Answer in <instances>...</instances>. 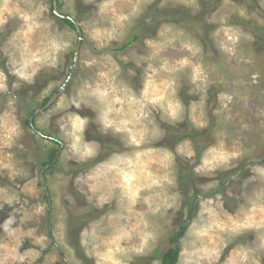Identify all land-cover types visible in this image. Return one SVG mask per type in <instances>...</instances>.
I'll use <instances>...</instances> for the list:
<instances>
[{"label": "rangeland", "instance_id": "1", "mask_svg": "<svg viewBox=\"0 0 264 264\" xmlns=\"http://www.w3.org/2000/svg\"><path fill=\"white\" fill-rule=\"evenodd\" d=\"M57 2L0 0V264H264V0Z\"/></svg>", "mask_w": 264, "mask_h": 264}, {"label": "trees", "instance_id": "2", "mask_svg": "<svg viewBox=\"0 0 264 264\" xmlns=\"http://www.w3.org/2000/svg\"><path fill=\"white\" fill-rule=\"evenodd\" d=\"M202 14V13H201ZM164 17H167L168 19H171L172 22H175L179 25H183L184 27L186 26L187 28H190L191 30L194 29V24L195 23H192L194 20H196L198 17L196 18H189V17H186V16H181V15H175V14H170V13H166L164 14ZM63 20L69 25L71 26L72 28H76L77 30V27L73 21L72 18L66 16L63 18ZM201 25V23L199 24V26ZM202 28V26H200ZM204 28L209 31L208 27L206 25H204ZM195 32H198L196 33L198 36V38H200V40L206 44V39L207 37L209 36L207 32L206 33V36L204 37L203 36V32H201L200 29H194ZM141 36L140 33H137L134 37V39L130 40L129 42H127V44L125 45L126 47L131 43L133 42L135 39H139ZM49 100V99H48ZM47 100V101H48ZM57 150H54L52 151L51 153V159L54 160L56 158V155H57ZM51 160V161H52ZM91 163V162H89ZM185 228L186 226L183 225L180 227V229L175 233V235L173 237H171V241L176 245L175 247H171L168 251H166L164 254H160V258H161V263L162 264H176L177 262V258H178V255H179V245H178V239L182 236L183 232L185 231Z\"/></svg>", "mask_w": 264, "mask_h": 264}, {"label": "water", "instance_id": "3", "mask_svg": "<svg viewBox=\"0 0 264 264\" xmlns=\"http://www.w3.org/2000/svg\"><path fill=\"white\" fill-rule=\"evenodd\" d=\"M54 13H55V15H59V12H58V2H57V0H54ZM77 31H78V33H79V35L81 37L82 33H81L80 28L77 27ZM78 60H79V49H77L75 51V55H74V64L75 65L78 64ZM57 97H58V94L57 93L54 94L53 97L48 101L46 107H48L51 104H53L57 100Z\"/></svg>", "mask_w": 264, "mask_h": 264}]
</instances>
